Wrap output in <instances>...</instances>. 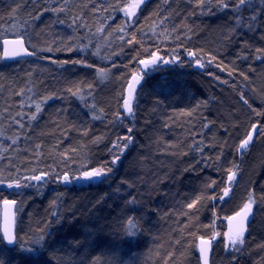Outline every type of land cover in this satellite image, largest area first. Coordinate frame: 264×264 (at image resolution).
<instances>
[{"label":"trees","instance_id":"obj_1","mask_svg":"<svg viewBox=\"0 0 264 264\" xmlns=\"http://www.w3.org/2000/svg\"><path fill=\"white\" fill-rule=\"evenodd\" d=\"M134 2L121 0V6ZM61 3L0 0V57L1 38L8 35L27 37L35 53L14 61L0 58V176L28 185L25 178L41 170H67L71 175L81 165L89 170L106 164L113 171L103 182L91 184L58 183L53 174L41 190L25 186L12 194L0 188V204L15 198L20 209L15 245L8 247L0 232V260L200 264L198 238L216 233L212 264H261L264 58L258 56L264 54L257 49L264 50V0L229 9L217 7L216 0L206 7L197 0H146L133 17L111 11L115 0H67L64 12L43 11ZM104 9L111 11L110 19ZM76 16L80 18L74 24ZM120 26L127 35L114 31ZM101 27L104 30L98 31ZM133 33L139 43L128 44ZM157 48L163 59H179L160 62L155 73L141 71L139 60ZM188 51L196 52L204 67L197 66ZM211 56L216 60L209 62ZM77 60L86 64L72 63ZM100 69L107 75L101 76ZM133 72L141 83L129 119L122 104ZM77 87L83 99L67 91L76 92ZM37 103L41 112L31 119ZM255 123L259 131L239 157L238 143ZM128 128L133 142L123 153L110 152L114 141L129 134ZM116 154L120 159L112 164ZM229 169L236 178L229 196L219 200ZM249 193L256 209L245 244L235 251L224 245L227 217ZM133 198L135 203H130ZM235 198L236 207L229 209ZM193 200L196 205L188 209ZM129 217L137 223L134 235L127 231ZM39 228L45 229L43 246L32 243ZM21 246L37 251L21 252Z\"/></svg>","mask_w":264,"mask_h":264},{"label":"snow or ice","instance_id":"obj_2","mask_svg":"<svg viewBox=\"0 0 264 264\" xmlns=\"http://www.w3.org/2000/svg\"><path fill=\"white\" fill-rule=\"evenodd\" d=\"M145 2H146V0H135V2L132 4H124L123 6H121V0H115V3L111 4L109 7H110L111 11L119 10V11L124 12L126 17H133L136 15V9L140 8V6L142 4H144ZM164 2L167 3V0H164ZM208 2H209V0H197V5L200 7H206ZM247 2H248V0H238V3L236 2V0H216V6L224 8V9H229L230 5H234L235 8H242L243 6H245V4ZM19 7H21V5L18 4L17 8H19ZM66 9H67V0H62V3L59 4L57 7H53L51 9L45 8V9H43V11L51 10L53 12H64ZM95 10L99 11L98 8H96ZM104 11L109 12V15L107 18L110 19L111 18V11H109V9H104ZM16 12H17V9L14 8L12 10V13L15 14ZM40 14H42V13L37 14V18ZM79 18H80L79 16L74 17L73 23L75 24L76 20ZM164 19H167V17H164ZM250 19L254 22L255 16L250 17ZM60 22L63 23V21H60ZM237 22H239V20H237ZM81 26H87V25H81ZM97 30L103 31L104 29L101 27ZM114 31H119L121 33H124L125 35L128 34L125 31L124 26H120L118 29H116ZM25 39H27V37H24L22 34H18L17 39H15V40L4 39L3 44L5 46H7L9 44L19 45L20 48L23 49L25 54L34 55L35 53L28 52L27 48H24ZM119 39L124 40V35H121L119 37ZM133 42L139 43V41H137V39H136L135 33H133L132 38L127 41L128 44H132ZM29 43H30V40H29ZM82 47H87V46H82ZM47 50L53 51L54 49L52 47H49ZM56 50H59V49H56ZM66 50L72 51V48L67 47ZM145 51H147V49H145ZM158 53H159V48H157L156 51L151 52L150 59H140L139 64L143 65L144 68H148L149 65H156L158 61L163 60V58ZM257 53L264 54V50L257 49ZM95 54H98V53H95ZM17 55H19V53L16 50L10 51L7 47H5L3 57H0V58H14ZM188 55L190 57L195 58V63L197 66L204 67V64L202 63L201 59L199 57H197L196 52L188 51ZM258 58H264V55L258 56ZM133 59H136V57H133ZM178 59H179V57H175L173 60H168V61H164V62L165 63H172ZM215 60H216V56H211V60L209 62L215 61ZM63 63L67 64V63H69V61H63ZM72 63L86 64V60L72 61ZM87 66L91 67V65H87ZM219 66L220 65L218 64L217 67H219ZM113 67H115V65H113ZM99 71H100L101 76L107 75V73L103 69H100ZM229 74L231 75V73H229ZM241 75H243V73H241ZM245 78L247 79V77H245ZM217 79H219V77H217ZM140 83H141V76L138 75L136 72H133L131 80L128 82L127 97L123 99V104H122V110L125 111L128 116L133 115L134 93L136 91V85H139ZM88 88L91 89V85H88ZM67 91L69 93H71L73 96L80 95V98L83 99L82 90L79 87L76 88V92H72L71 88L67 89ZM21 93H23V89L21 90ZM90 94L91 93L89 92V95ZM41 103H43V101H41ZM245 103H247V101H245ZM40 112H41V104L37 103L35 105V113L30 118L36 119V114H38ZM189 115H191V113H189ZM117 118L118 119L120 118L119 113H117ZM16 122L19 123V121H16ZM204 127H208V125L205 124ZM252 129L254 131L257 130V126L255 124H253ZM127 131L129 133L127 136L119 137L117 139V141L113 142L112 148L109 149L110 152L118 150L119 153H123L130 146V144L133 142V137L131 135L132 129L128 128ZM252 139H253V135L251 132H249L247 137L240 142V145L238 146V151H242V150L246 149L249 146ZM37 147H39V146H37ZM119 159H120V154H116L113 156L111 163L115 164L119 161ZM217 159H219V157H217ZM205 163H208V161H205ZM85 167L86 166L81 165L80 169L77 170L76 174H71V175H70L69 171H67V170L64 171L63 174L56 172L55 169H52L51 171L41 170L40 174L32 175L30 177H26L25 180L44 181L46 178H53V174H54V179L58 183H63V184L67 185V184H71V183H74L77 181H83L87 184H91L94 182H103L105 179L108 178L109 174L113 171V169L111 167H108L106 164H101L99 167H92L89 170H85ZM234 167H238V166L234 165ZM33 171H35V170H33ZM228 172H229L228 181H229V183H231L236 178V172L232 171L231 169H229ZM8 181H11V182H8ZM212 183H215V181H213ZM2 184H6V186L9 189H11L13 187L20 189V188L25 187V186H31V185H26L20 179H13L11 176H9L7 178L0 176V185H2ZM210 186L211 185H209V187ZM229 194H230V187H225L223 189V195L220 196L219 198L221 200H223L225 197H228ZM215 198L216 197H212V199H215ZM200 199H201L200 197H197V200H200ZM197 200H193L191 203L187 204V208L192 209L196 205ZM256 202H257L256 199L253 198V194L249 193L248 201L246 203H244V205L240 209V211L236 212L234 216L227 217V219L230 221V226H229V231L224 234L227 237V241H228V243L226 244V247H228V245L230 244L232 246L233 250L239 251L238 246L245 244L244 237H245V232L247 231L246 222L248 221L249 216L253 213V205L256 204ZM21 203H22V201H21ZM52 203H53V205H55L56 201L54 200ZM130 203H135V199L133 198V200H131ZM3 204L6 206V214H7V212L10 211L12 206L17 205V201L16 200H10L8 198H4ZM19 210H20L19 207H17V211H19ZM56 215H58V213H53V216H56ZM11 216L13 217V222H14L15 213L12 212ZM232 221H236L235 227L232 226V224H231ZM136 227H137V223H136L135 219L133 217H129L127 220L128 234L134 235ZM44 232H45L44 228H39L36 230V233H34L35 239L32 241V243L34 245L43 246V244L46 240ZM215 235H218V234H214L212 239H205L204 237H200L199 252H200V258L203 261V264H209V251H210L211 246H212V240L215 239ZM3 239L6 240L8 244H15L17 242V236L14 235L13 231L7 226L4 228ZM260 247L264 248V245H261ZM20 251L32 253V252L37 251V248L36 247H23V246H21ZM170 255H171V253H170ZM234 259H235V257H234ZM0 264H4L3 260H0ZM93 264H99V259L95 258L93 260ZM261 264H264V261H262Z\"/></svg>","mask_w":264,"mask_h":264},{"label":"water","instance_id":"obj_3","mask_svg":"<svg viewBox=\"0 0 264 264\" xmlns=\"http://www.w3.org/2000/svg\"><path fill=\"white\" fill-rule=\"evenodd\" d=\"M17 38H18L17 35H14V36L8 35V36H4V37L1 38V57H3V53H4V48H5V47H7L10 51H11V50H16V51L19 53V55H17V56L14 57V58H1L3 61H14V60H17V59H20V58H24V57H29V56H31V55H27V54H25L24 51H23V49H21L19 45L9 44V45L5 46V45L3 44V40H4V39L15 40V39H17ZM24 48H27L28 52H32V50H31V49L29 48V46L27 45L26 41L24 42ZM146 59H150V57H149V58H146ZM168 60H170V59H169V58H165V59H163V60H161V61H158L157 64H159V63L161 62L163 65H167V64H169V63H165L164 61H168ZM157 64H156V65H157ZM144 70H145L144 66L141 65V71H144ZM126 97H127V95H126ZM126 97H125V98H126ZM255 125L257 126V130L254 131V130L252 129V127H251L250 130L248 131V133H247V134L245 135V137L243 138V139H245V138L247 137V135L249 134V132H251L252 135H253V139H252V141L250 142L249 146H248L246 149H248V148L252 145V143H253V141H254V139H255V137H256L258 131H259V126H258V124L255 123ZM243 139H242V140H243ZM242 140H241V141H242ZM241 141H240V142H241ZM240 142L238 143V146L240 145ZM246 149H244V150H242V151H238V156L241 157L242 154L244 153V151H245ZM237 150H238V148H237ZM226 185H227L226 187H230V183H229L228 179H227V183H226ZM222 195H223V193H222ZM222 195H221V196H222ZM225 198H226V197H225ZM225 198H224V199H225ZM8 199H10V200H16L15 198H8ZM219 200H221V199L219 198ZM16 201H17V200H16ZM17 204H18V203H17ZM242 207H243V206H242ZM242 207H240L239 209H237L236 212L240 211V209H241ZM16 210H17V205L12 206L11 209H10V211H8L7 214H6V206L3 204V200H2V202H1V204H0V232H1L2 238H3L4 228H5L6 226L9 227V228L13 231L14 235H16V219H17V211H16ZM12 212L15 213L14 222H13V217L11 216V213H12ZM236 212H235V213H236ZM235 213H234L233 215H231V216H234ZM253 213H254V212H253ZM253 213L249 216V219H248V221L246 222L247 230H248L249 223H250V221H251V219H252V217H253ZM231 224H232L233 227H235V225H236V221H232ZM229 226H230V221L227 219V227H228V231H229ZM246 232H247V231H246ZM246 232H245V233H246ZM215 234H216V233H215ZM200 237H204L205 239H212L213 236H212V237H210V236H200ZM200 237H199L198 240H197V250H198V255H199V261H200V264H203V261H202L201 258H200V252H199ZM216 239H217V235H215V239L212 240V246H211V249H210V251H209V264H212V263H211V255H212V252H213V243L216 241ZM3 240H4V239H3ZM4 243H5L8 247H12V246L15 245V244H8L6 240H4Z\"/></svg>","mask_w":264,"mask_h":264},{"label":"rangeland","instance_id":"obj_4","mask_svg":"<svg viewBox=\"0 0 264 264\" xmlns=\"http://www.w3.org/2000/svg\"><path fill=\"white\" fill-rule=\"evenodd\" d=\"M202 61V60H201ZM202 63H203V61H202ZM157 68H156V65H149V67L148 68H145V71H148V73H155V72H157ZM126 113V112H125ZM126 116L129 118V119H133V115L132 116H128L127 115V113H126ZM126 151V150H125ZM32 176V175H31ZM30 177V176H29ZM45 183H46V179L44 180V181H33V180H28V185H31V186H28V187H33V188H36V189H38V190H41V189H43L44 188V186H45ZM0 188H3V189H5V190H7L8 192H10V193H18V192H20V190H21V188L20 189H17V188H15V187H13V188H11V189H9L7 186H6V184H2V185H0ZM248 191H251V190H248ZM249 197V196H248ZM248 197L246 198V200L244 201V203H246L247 201H248ZM237 203H238V200H237V198H235V200H233L232 202H231V204L229 205V209H233V208H235L236 207V205H237ZM244 203H243V205H244ZM242 205V206H243ZM253 209H254V213H255V205H253ZM253 213V214H254ZM263 230V229H262ZM228 232V229H226L225 230V233H227ZM224 233V234H225ZM224 237H225V240H224V245L226 246V244L228 243V241H227V237L224 235ZM231 245L229 244L228 245V247H230ZM227 247V248H228Z\"/></svg>","mask_w":264,"mask_h":264}]
</instances>
